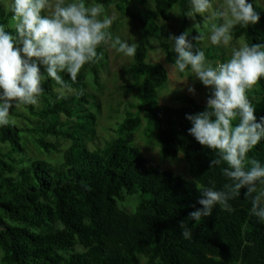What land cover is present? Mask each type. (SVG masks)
Instances as JSON below:
<instances>
[{"label": "trees", "instance_id": "trees-1", "mask_svg": "<svg viewBox=\"0 0 264 264\" xmlns=\"http://www.w3.org/2000/svg\"><path fill=\"white\" fill-rule=\"evenodd\" d=\"M130 1L97 0L105 7L115 4L140 24L142 33L130 66L140 87L138 102L124 109L109 139L98 142L101 102L86 81L101 86L103 46L97 49L101 58L85 65L75 83L63 74L73 89L66 99L57 98L60 86L41 66L46 79L39 106L10 109L15 123L0 127V264H264V223L250 214L245 189L230 201L233 211L217 206L199 223L188 218L193 205L201 207V185L214 182L221 189L227 181L220 167H209L215 153L188 132L192 125L186 114L204 111L207 103L183 95L179 106L160 104L157 93L168 72L147 57L157 43L166 63L174 64L171 11L177 7L186 16L190 0H151L150 8H133ZM249 2L260 21L237 26L233 37L264 44V8ZM11 15L0 3V24L14 32L7 28ZM203 50L207 59L224 61L214 48ZM248 97L257 119L264 117V78ZM141 128L163 157L183 155L191 179L148 167L134 145ZM25 136L46 155L61 154V159L28 157ZM248 156L264 163V140ZM181 221L192 229L191 239L181 235Z\"/></svg>", "mask_w": 264, "mask_h": 264}, {"label": "clouds", "instance_id": "clouds-1", "mask_svg": "<svg viewBox=\"0 0 264 264\" xmlns=\"http://www.w3.org/2000/svg\"><path fill=\"white\" fill-rule=\"evenodd\" d=\"M7 8L12 14L7 28L14 32L0 24V127L15 123L10 109L39 106L45 72L60 86L57 98L66 99L73 89L63 74L75 83L85 65L101 58L98 48L105 46L128 61L136 56L137 43L113 37L116 17L97 0H7ZM173 12L180 14L175 7ZM185 15L194 21L199 15L209 28L211 45L230 49V58L214 66L199 47L203 37H194L195 45L187 32L168 37L177 53L169 70L194 76L209 89L206 109L186 114L192 125L188 132L215 153L209 167H220L227 181L221 189L214 182L201 185L197 200L201 207L193 205L188 218L199 223L217 206L233 211L230 201L245 189L250 214L264 223V163L248 156L264 140V117L257 119L248 97L249 90L264 78V44L232 45L234 29L256 25L260 15L249 0H190ZM187 90L195 93L194 87ZM180 227L183 238L191 239L192 229L183 221Z\"/></svg>", "mask_w": 264, "mask_h": 264}, {"label": "rangeland", "instance_id": "rangeland-1", "mask_svg": "<svg viewBox=\"0 0 264 264\" xmlns=\"http://www.w3.org/2000/svg\"><path fill=\"white\" fill-rule=\"evenodd\" d=\"M130 2L133 8L152 7L151 0H131ZM1 4L7 7V0H3V3ZM257 4L264 8V0H258ZM106 10L109 15H114L116 17L111 28L113 37L115 38L118 36L122 39H127L129 43L138 44L142 36L140 24L128 15H123L117 10L115 4L106 7ZM173 10L174 9L171 11V20L169 21L173 35L178 36L187 32L188 39L191 40L194 45L197 44V41L193 38L201 36L203 39L199 41V47L203 49L214 48L218 52L217 54L224 56V61L230 58V49L211 45L208 40L209 28L205 27V23L199 15H197V18L194 21L189 17L186 18L177 7L175 10L180 14L174 13ZM242 43H246L243 37H233L232 45L239 46ZM154 44L155 48L148 52L147 60L149 62L162 63L168 72V82L158 90V102L160 104L179 106L182 104L181 98L179 97L188 95L193 97L196 101L207 103V99L210 96L209 89L194 76L188 77V74L186 73L185 75H180L179 73L170 71L169 66L172 64L166 63L164 53L159 45L157 43ZM103 48L106 51V59L104 60V68L100 72L101 86L96 87L91 81L86 80L89 89L97 94L101 102V111L98 117L97 126V134L99 135L98 142L100 145L103 144L104 140L109 139L117 122L122 119L123 111L129 103L138 102L140 91V87L134 85V80L130 72V66L133 59L128 61V59L122 55L116 54L114 50L105 46H103ZM213 54H215V52L212 53V55ZM208 60L213 62L214 65L217 60L221 59ZM180 79H186V81L179 82L178 80ZM189 86L194 87V94L188 92L187 89ZM16 109L18 111L23 110L20 105L16 107ZM135 137L134 145H137L141 149L143 155L147 159L148 167L150 169H168L183 178L191 179L188 165L182 154H178L175 157H163L158 143L155 139L145 138L142 133V128L137 131ZM25 145L26 155L28 157L47 159L50 161H59L62 157L61 154L54 153L46 155L38 149L33 140L28 136H25ZM91 148H93L92 145ZM137 196L139 201V195ZM130 208L129 205L128 209Z\"/></svg>", "mask_w": 264, "mask_h": 264}, {"label": "built area", "instance_id": "built-area-1", "mask_svg": "<svg viewBox=\"0 0 264 264\" xmlns=\"http://www.w3.org/2000/svg\"><path fill=\"white\" fill-rule=\"evenodd\" d=\"M216 63H223V61H220V60H219V61H217ZM214 66H215V65H214Z\"/></svg>", "mask_w": 264, "mask_h": 264}]
</instances>
